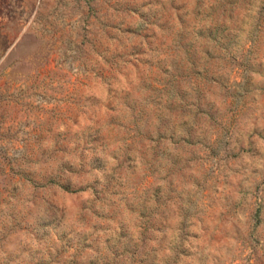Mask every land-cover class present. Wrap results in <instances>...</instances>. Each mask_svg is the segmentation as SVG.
Returning a JSON list of instances; mask_svg holds the SVG:
<instances>
[{"label": "rangeland", "instance_id": "374dc122", "mask_svg": "<svg viewBox=\"0 0 264 264\" xmlns=\"http://www.w3.org/2000/svg\"><path fill=\"white\" fill-rule=\"evenodd\" d=\"M0 264H264V0H0Z\"/></svg>", "mask_w": 264, "mask_h": 264}]
</instances>
